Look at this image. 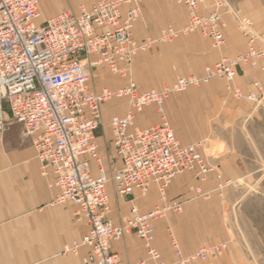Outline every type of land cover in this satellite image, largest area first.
I'll return each instance as SVG.
<instances>
[{
  "label": "built area",
  "instance_id": "built-area-1",
  "mask_svg": "<svg viewBox=\"0 0 264 264\" xmlns=\"http://www.w3.org/2000/svg\"><path fill=\"white\" fill-rule=\"evenodd\" d=\"M41 1L0 0V129L6 127L1 115V104L6 100L13 120L21 123L24 134L32 139L42 175L54 176L50 186L58 189L55 203L75 204L76 220L89 228L80 239L65 247V253H78L87 246L90 255L83 264H121L120 254L112 251V242L136 235L146 247L148 257L130 264H167L162 252L153 245L154 223L168 211H181L184 201L169 200L166 188L185 172L205 181L215 167L198 144L184 145L179 141L164 104L173 92L208 83L214 77L233 83L241 65L257 67L264 59V31L254 34L251 21L238 18L247 39L244 53L223 56L215 64L207 65L200 77H182L162 90L144 89L131 74L135 58L152 44L150 37L140 42L135 35L141 6L147 0H97L89 7L62 10L39 23ZM169 1L185 6L189 21L182 28H164L159 41L199 31L215 48L227 44L226 24L220 11L224 0ZM100 67L127 78V83L116 89L104 87L95 91L90 74ZM253 85L254 91L245 94L235 90V94L258 106L264 105V85L259 81ZM114 98H125L129 103L124 115L109 120L121 165L111 173L99 166L95 174L93 163L101 162L98 136L104 124L103 106ZM149 105L157 107L159 122L137 127V113ZM216 177L221 180V173L216 172ZM110 184L121 198L127 197L133 187L145 192L156 184L163 205L147 213L132 206L129 215L116 224L109 217ZM192 189L201 191L200 187ZM170 241L180 263L206 260L225 248L224 244L203 247L184 259L172 232Z\"/></svg>",
  "mask_w": 264,
  "mask_h": 264
},
{
  "label": "crops",
  "instance_id": "crops-1",
  "mask_svg": "<svg viewBox=\"0 0 264 264\" xmlns=\"http://www.w3.org/2000/svg\"><path fill=\"white\" fill-rule=\"evenodd\" d=\"M95 1L97 0H69V3L77 10L80 5L89 7ZM162 2L163 0H154L143 5L135 27V35L140 42H145L148 36H159L166 22L173 21L172 14L165 12ZM242 2L243 0L238 1V8L242 7ZM57 10L58 7L49 6L47 18L62 11ZM226 18L228 45L222 53L235 56L247 50L246 39L237 33L233 20L229 16ZM40 19L39 23L48 20L40 22ZM186 21L187 13L182 10L178 23L184 24ZM257 28L260 32L264 30L261 25ZM214 49L198 34L165 44L153 41L150 47L135 58L131 78L144 89L161 90L179 77L191 73L202 75L206 63L214 62L221 56ZM263 65L264 59H261L257 67H240L235 84L245 94L255 90V81L264 85ZM99 69L109 72L102 67L93 72ZM96 79L104 81L100 76ZM121 99L129 107L128 100ZM106 105L107 102L103 106V121ZM128 107L124 113L115 112L111 118L124 115ZM164 110L176 137L182 144L188 145L199 143L205 137L208 127H250L253 118L262 116L264 106H256L245 97L237 99L233 92L226 90L223 80L213 79L202 90L192 88L183 93H172L164 104ZM146 113L148 118H141V122L139 118ZM1 115L7 125L5 129H0V264H24L27 260L50 261L48 264L85 263L90 255L87 246L81 247L76 254H62L67 245L80 239L89 230L86 223L76 221V205L72 202L55 203L58 189L50 186L54 176L42 175L32 139L24 134L22 124L13 120L6 100L2 101ZM138 120L140 126L137 124ZM156 121L159 122V117L154 113V108L147 109L137 113L135 125L144 128ZM98 137L101 162L93 163L94 173H98L99 166L111 173L121 165L111 131L107 138L100 133ZM105 142L111 146L109 161H105L102 156ZM228 156L224 164L212 162L216 165L215 172L210 174L207 181H200L193 173L185 172L176 176L167 186L169 200L184 201L181 211H168L154 223L156 238L153 245L162 252L167 264H180L177 263L179 257L170 249V231L177 235L183 257L216 244L218 237H222L223 233H218V229L225 228L223 221L226 206L221 198L226 193L216 188V172L221 173L224 180L238 179L245 174L243 161L237 155ZM109 162L112 163L111 167ZM192 187H200V193ZM109 190L112 194L111 205L118 202L121 210L119 214L111 207L109 217L116 224L129 215L132 206L138 207L140 213H147L156 206L163 205L156 184L150 185L145 192L133 187L125 198L117 195L112 184L109 185ZM112 251L120 254L121 264L138 263L148 257L146 247L136 235L112 242ZM242 260L241 253L227 251L207 261L186 264H242Z\"/></svg>",
  "mask_w": 264,
  "mask_h": 264
},
{
  "label": "rangeland",
  "instance_id": "rangeland-1",
  "mask_svg": "<svg viewBox=\"0 0 264 264\" xmlns=\"http://www.w3.org/2000/svg\"><path fill=\"white\" fill-rule=\"evenodd\" d=\"M151 1H154V0H147L142 4L141 14L143 11V5ZM238 1L239 0L222 1L225 4L224 6L223 5L221 6L220 11H222L223 19L226 24L224 28L225 36H226L227 27H228V20L226 18L227 16H229L233 20L237 33H239V35H241L244 39L246 38L243 35V31L240 27V21H238V18L249 19L251 21V29L254 34L263 32L264 30L261 32L257 30L258 29L257 27L259 25H261V27L264 26V0H243L242 2L243 5L242 7L240 6V8H238V4H237ZM249 1L254 2V3H249ZM52 5L58 7L57 12L61 10H65V9H73L71 7L72 5H70L69 3V0H43L41 3L42 18L40 19V22H43L49 19L47 18V15H48L47 11L49 9V6H52ZM161 5L165 7L166 9L165 12L167 14H172V17L174 19L173 21H167L166 24L164 25L165 27H163L160 31H162L166 27L182 28L185 25H187L189 21V11L185 6L176 4L169 0H163ZM182 10L183 11L185 10L187 13V21L184 24H179L178 23L179 17H180ZM193 34H198L201 39H203L205 42H208L210 46L213 47L211 40L208 39L206 36H204L199 31H194L189 34H182L176 39H173L167 42H162V43L165 44V43L175 42L178 40L180 41V40L189 38ZM159 36L153 35V36H148V37L152 39V42L153 41L161 42L158 40ZM226 39H227V36H226ZM227 45H228V40L225 46L221 48H215L216 50L214 49L218 53L220 52L221 56L214 62L206 63V65L204 66V72L202 75H204L205 67L207 65L215 64L223 56L236 57L237 55L241 54L239 53L235 56H230L225 53L223 54L222 52L225 51V48L227 47ZM246 45H247V39H246ZM240 67L238 68V73H237L238 75H239ZM191 75H195L198 77L202 76L201 74L197 75V74L191 73L183 77H188ZM238 75L236 76V78L238 77ZM97 76H100L104 81H98L96 79ZM180 78L182 77H179L171 85H166V86L167 87L173 86ZM236 78L233 81V83H228V81L220 77H214L213 79L223 80L225 82L226 90L228 92H233V94L235 95V97H237V99H241L243 96H237L235 94V90L236 91L241 90L242 93H244L243 90L235 84ZM118 80H120L121 82H119ZM127 81H128L127 78L118 79L112 73L103 71L101 69H99L97 72L95 70L94 72L90 74V83H91L92 88L95 91H101L102 88L104 87H108L110 89H116L117 87H120L123 84H125ZM208 83H202L197 86L196 85L190 86L185 91H188L189 89H192V88L202 90L203 87ZM139 86L142 87L141 85ZM166 86H163V87H166ZM183 92H173V93H183ZM252 103L258 106L257 103H254V102ZM261 106H264V105H261ZM127 107H128V104L125 103L123 99L114 98L107 102V105L105 107V113H104V124H103V127L99 131V133L103 135L104 138H107L109 136V131H111L109 127V119L111 118V116L115 112L124 113ZM153 108H154V113L157 115V117H159L157 113V107L155 105H149L145 107L142 110V112H145V110L147 109H153ZM141 118L147 119L148 114L146 113L144 116L140 117L139 118L140 121H141ZM159 120H160V117H159ZM3 122L5 125H7L6 121L3 120ZM149 123H152V122H149ZM156 123H158V121L152 124H156ZM137 124L140 126L139 120L137 121ZM205 134H206L205 137L202 138L199 143H191V144H198L202 150L203 155L207 158V160H209V162L212 165H213L212 162L214 163L222 162V164H224L226 161V158L229 157L228 155L233 154V155H237V157L240 158L241 161H243L244 163L243 165L245 169V174L238 179L224 180L222 178L221 180H219L216 177L217 179L216 188L220 189L221 191H225L226 193V195H224L221 198L222 202L226 206V211L224 212V221H223L225 228L223 230L221 228L218 229V233L222 232L223 235L222 237H218L219 239L217 243L214 245L224 244L225 248L220 254L211 256L208 259L212 257L220 256L222 253L229 251V252L241 253L243 255V260L241 261L242 264H264V113H262V116H260L257 119L253 118L250 122V127H208L207 133ZM105 144L106 145L102 152V156L105 161L107 160L109 161L111 159L110 158L111 146L109 145V143L107 144L105 142ZM108 164L110 165V167L112 166V163L110 164L109 162ZM220 184H222L223 187L220 188ZM111 207L116 213L120 214L121 210L118 207V202L116 203L113 202V205H111ZM170 232L168 236L169 244H170V249L172 253L174 254L172 244L170 241ZM172 233L177 238V235L174 232ZM62 254H67L65 253V248ZM73 254H76V253H73ZM191 254H189L187 257H189ZM187 257L184 256L183 258L186 259ZM208 259L199 260V261H207ZM179 260L177 261V263H180ZM48 262L50 261H43V260L29 261L27 260L24 264H48ZM189 262H197V261L187 260L185 263H180V264H186Z\"/></svg>",
  "mask_w": 264,
  "mask_h": 264
},
{
  "label": "bare ground",
  "instance_id": "bare-ground-1",
  "mask_svg": "<svg viewBox=\"0 0 264 264\" xmlns=\"http://www.w3.org/2000/svg\"><path fill=\"white\" fill-rule=\"evenodd\" d=\"M1 117V116H0ZM127 237V236H126ZM125 238V237H124ZM123 239V238H122ZM122 239H120V240H122ZM119 241V240H118Z\"/></svg>",
  "mask_w": 264,
  "mask_h": 264
}]
</instances>
